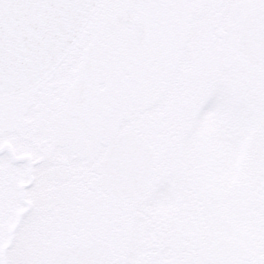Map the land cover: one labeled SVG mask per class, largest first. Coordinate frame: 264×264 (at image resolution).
I'll use <instances>...</instances> for the list:
<instances>
[{
	"label": "snow or ice",
	"instance_id": "snow-or-ice-1",
	"mask_svg": "<svg viewBox=\"0 0 264 264\" xmlns=\"http://www.w3.org/2000/svg\"><path fill=\"white\" fill-rule=\"evenodd\" d=\"M0 264H264V0H0Z\"/></svg>",
	"mask_w": 264,
	"mask_h": 264
}]
</instances>
